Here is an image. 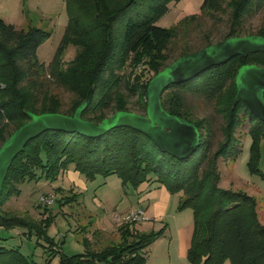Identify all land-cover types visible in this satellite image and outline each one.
Wrapping results in <instances>:
<instances>
[{
	"label": "trees",
	"instance_id": "obj_1",
	"mask_svg": "<svg viewBox=\"0 0 264 264\" xmlns=\"http://www.w3.org/2000/svg\"><path fill=\"white\" fill-rule=\"evenodd\" d=\"M64 1L68 24L49 65L39 60L37 49L51 32L33 25L19 28L0 18V146L30 119L25 110L73 115L91 87H94L93 96L82 114L86 120L100 122L108 116L106 110L110 106L114 110H128L131 95H138L141 108L146 110L145 98L151 78L142 81L145 70L154 71V76L166 67L170 63L168 49L179 28L188 27L199 18L187 16L171 28L158 25V20L169 11V4L179 0ZM263 8L264 0H204L201 15L216 21L228 15L226 36H239L248 17ZM131 10L134 14L128 16ZM257 34L264 36V27ZM205 37V46L213 43L207 34ZM70 45L77 51L65 63L62 55ZM191 51L186 46L179 57ZM251 63L264 66V53L237 55L165 89L163 107L173 115L194 122L201 132L199 147L184 159L161 151L148 136L127 126L98 137L44 131L29 141L12 162L0 194V226L25 228L29 234L36 232L54 245L46 234L54 215L46 214L36 220L2 208L11 197L20 194L22 183L58 179L74 164V169L88 179L97 174L115 173L123 185L138 188L145 181L157 182L172 193L181 192L179 208L190 207L194 213V231L188 250L192 264H264V224L257 198L222 187L218 167L219 158L235 161L242 152V137L237 135V129L245 115L251 122L249 132L253 136L250 165L253 171L260 172L259 141L264 135V121L253 115L243 101L233 106L238 70ZM138 65H142V71L134 74ZM128 67H131L129 73ZM50 78L74 93L68 108H64L58 94L49 91ZM122 86L126 87L127 94L121 91ZM185 91L213 101L216 110L223 114L224 138L215 151H212V122L208 117L193 116L187 107ZM79 196L80 193L63 195L59 202L71 203ZM138 222L120 223L119 240L101 248L94 247V242L85 238V251L72 255L61 252L60 264H145L146 248L163 230L141 232L136 228ZM0 264L34 263L19 248L0 246Z\"/></svg>",
	"mask_w": 264,
	"mask_h": 264
},
{
	"label": "rangeland",
	"instance_id": "obj_2",
	"mask_svg": "<svg viewBox=\"0 0 264 264\" xmlns=\"http://www.w3.org/2000/svg\"><path fill=\"white\" fill-rule=\"evenodd\" d=\"M203 1H173L169 4V11L158 20V25L171 28L187 16H199L188 27L179 28L178 36L171 42L168 49L169 62L177 59L186 46L191 50L204 47L207 43L205 34L212 42L222 40L226 36L229 30L228 15L224 14L221 21L201 15ZM133 14L131 10L128 16ZM0 18L19 28L27 29L33 25L51 32V35L37 49L39 60L49 65L61 44L69 16L64 0H0ZM263 27L264 8L248 17L239 36L257 34V31ZM76 51V47L72 45L65 49L62 55L65 63L75 56ZM141 66L138 65L135 68L134 74L142 71ZM130 70L131 67H128L126 72L129 73ZM153 74L154 71L146 69L142 81L152 78ZM49 91L59 95L64 108H68L75 97L74 93L53 78H50ZM121 91L128 93L125 86H122ZM185 96L187 107L194 117H208L211 120L214 130L212 151H215L224 138L221 130L224 123L223 114L216 110L213 101L201 95L185 91ZM145 101L147 102V96ZM128 107L127 111L146 114V110L141 108L138 101V95L129 97ZM106 111L109 116L118 110L110 106ZM242 121L243 123L237 129V135L242 137V152L235 161L219 158L220 185L222 183L221 186L241 190L256 197L259 216L264 218V177L261 174V172L264 174V135L259 141L258 168L260 172H257L253 171L250 165L253 142V136L249 132L251 122L245 115ZM59 187L63 190L58 191ZM20 188V194L11 197L2 210L36 220L44 218L46 214L54 215L52 222L46 228V234L54 245L36 232L29 234L25 228L0 226V246L19 248L34 264H60L61 252L67 255L84 252L85 238L94 242L96 248H101L113 240H119L117 227L121 222L115 217L146 207L149 202L157 199L168 202L165 215L159 219L138 222L136 225L141 232L163 230V234L146 248L145 264H192L188 259V250L194 231V213L190 207L179 208L181 192L172 193L166 186L157 182L145 181L138 188L131 184L123 185L122 179L115 173L107 176L97 174L93 179H88L74 169V164L58 179L28 180L22 183ZM74 193H80L77 200L60 204L59 201L63 195ZM42 195H53L54 203L42 204L40 202ZM113 228H116L114 229L116 233L112 232L113 235L104 237L97 234L99 229ZM227 264L230 263L227 262Z\"/></svg>",
	"mask_w": 264,
	"mask_h": 264
},
{
	"label": "water",
	"instance_id": "obj_3",
	"mask_svg": "<svg viewBox=\"0 0 264 264\" xmlns=\"http://www.w3.org/2000/svg\"><path fill=\"white\" fill-rule=\"evenodd\" d=\"M264 53V36L249 34L225 36L222 40L193 50L170 62L154 75L147 86L146 114L118 110L100 122L83 118L91 102L94 87L73 115L60 112L33 113L25 110L29 120L15 129L0 146V194L14 159L27 143L47 130L77 132L88 137L105 135L117 127H131L152 139L159 149L178 159L192 155L200 145L201 132L186 118L169 113L162 104V94L171 84L190 80L211 66L232 57ZM235 106L243 101L251 113L264 121V66L255 63L241 66L236 75Z\"/></svg>",
	"mask_w": 264,
	"mask_h": 264
},
{
	"label": "crops",
	"instance_id": "obj_4",
	"mask_svg": "<svg viewBox=\"0 0 264 264\" xmlns=\"http://www.w3.org/2000/svg\"><path fill=\"white\" fill-rule=\"evenodd\" d=\"M222 185V183H221ZM225 187V186H222ZM228 188V187H225ZM149 199V197H148ZM168 202H165L163 199H157L156 201L154 200L153 202H149V204L146 207H141L146 215V219L145 220H150V219H159L161 217H163L165 215V210L168 206L167 204ZM260 220L263 222L264 224V218H262L260 216ZM144 221V220H142ZM141 222V221H140ZM116 228H113L111 230H106V229H99L98 230V235L100 236H104L106 237L107 235H111L112 232L116 233V230H114ZM113 235V234H112Z\"/></svg>",
	"mask_w": 264,
	"mask_h": 264
},
{
	"label": "built area",
	"instance_id": "obj_5",
	"mask_svg": "<svg viewBox=\"0 0 264 264\" xmlns=\"http://www.w3.org/2000/svg\"><path fill=\"white\" fill-rule=\"evenodd\" d=\"M55 200V197L53 195L47 196V195H42L40 197V202L42 204L50 205L53 204ZM115 219L119 222H124V221H142L146 219L145 212L142 208L132 210L131 212L125 214L124 216H116Z\"/></svg>",
	"mask_w": 264,
	"mask_h": 264
}]
</instances>
